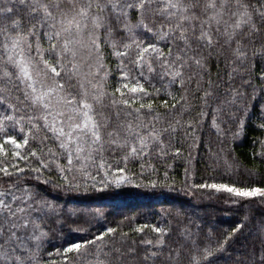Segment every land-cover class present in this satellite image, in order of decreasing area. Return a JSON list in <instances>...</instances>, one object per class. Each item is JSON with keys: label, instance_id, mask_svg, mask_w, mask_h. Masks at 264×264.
Instances as JSON below:
<instances>
[{"label": "snow or ice", "instance_id": "obj_1", "mask_svg": "<svg viewBox=\"0 0 264 264\" xmlns=\"http://www.w3.org/2000/svg\"><path fill=\"white\" fill-rule=\"evenodd\" d=\"M257 99L264 0H0V264H264V216L217 235L179 209L165 223L110 221L105 206L53 195L264 205V184L198 180L191 151L179 184L169 163L206 129L239 137ZM207 144L209 168L238 169L223 140Z\"/></svg>", "mask_w": 264, "mask_h": 264}, {"label": "trees", "instance_id": "obj_2", "mask_svg": "<svg viewBox=\"0 0 264 264\" xmlns=\"http://www.w3.org/2000/svg\"><path fill=\"white\" fill-rule=\"evenodd\" d=\"M113 68V77L115 73V61L109 60ZM112 84L116 79L111 80ZM264 115V100L257 99L252 104L251 115L248 118L243 133L236 139L230 136L217 137L215 130H205V135L201 137L198 147L189 149L187 144L181 145V156L174 161L173 169L170 175H173L176 181L184 179V168L187 166L186 160L188 152L191 151L193 163L197 169V179L201 177L207 179L212 177L218 181L238 182L247 184H264V160L258 153L261 151V142L264 141V129H261L258 117ZM233 127L235 125L233 124ZM210 137L212 150L217 151L219 140H223L225 149L230 150V156L236 158L238 169L231 172L226 171L222 166L213 165L216 171L209 168L210 157L208 153L207 138ZM257 154V155H254ZM249 169H257L259 175H249ZM60 198L61 203H66L67 207H80L92 204L93 206H105L109 212V220H121L126 216H135L137 223H165L173 219L172 216L163 215L166 211L175 213L177 209L181 210L185 217L195 218L198 222L212 229L217 235L226 230H230L244 218L251 215L254 219L264 216V205L256 200L249 201L240 199L239 203L230 202L228 193H218L215 196H207L197 192L194 195H188L184 192H172L166 196L154 195L151 190L145 189H125L123 194L114 199H103L98 201H76L70 199L64 193H53ZM100 227V225H97ZM96 229H93L95 231ZM67 233V227L65 228ZM71 238H79L78 234L73 233ZM59 247V242H55ZM51 247V246H50ZM56 259V257H53ZM220 264H225L221 259Z\"/></svg>", "mask_w": 264, "mask_h": 264}]
</instances>
